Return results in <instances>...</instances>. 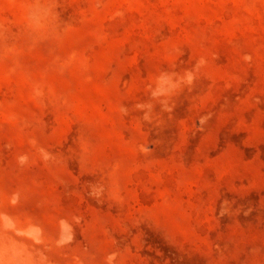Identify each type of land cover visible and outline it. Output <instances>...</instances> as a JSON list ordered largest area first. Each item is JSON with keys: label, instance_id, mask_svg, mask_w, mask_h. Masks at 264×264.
Masks as SVG:
<instances>
[{"label": "rangeland", "instance_id": "374dc122", "mask_svg": "<svg viewBox=\"0 0 264 264\" xmlns=\"http://www.w3.org/2000/svg\"><path fill=\"white\" fill-rule=\"evenodd\" d=\"M0 264H264V0H0Z\"/></svg>", "mask_w": 264, "mask_h": 264}]
</instances>
